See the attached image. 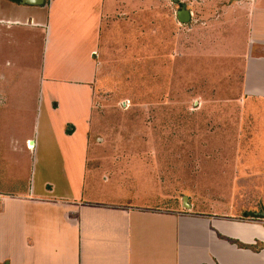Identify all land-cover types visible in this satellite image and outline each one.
Masks as SVG:
<instances>
[{"label": "rangeland", "instance_id": "374dc122", "mask_svg": "<svg viewBox=\"0 0 264 264\" xmlns=\"http://www.w3.org/2000/svg\"><path fill=\"white\" fill-rule=\"evenodd\" d=\"M232 1H120L94 55L88 141L103 199L264 222L251 218L264 211V97L246 94L250 46L244 27L227 28ZM182 5L191 14L186 24L176 18ZM84 20L71 23L80 29ZM27 36L5 56L0 52V63H10L0 65V170L14 151L10 140L32 136L25 106L39 83L28 79L40 78L45 48L34 30ZM48 92L56 94L58 110L43 111L42 122H52L56 139L72 146L76 160L73 142L85 140L84 125L72 138L57 132L82 101L65 97L68 87Z\"/></svg>", "mask_w": 264, "mask_h": 264}, {"label": "crops", "instance_id": "0c3cea01", "mask_svg": "<svg viewBox=\"0 0 264 264\" xmlns=\"http://www.w3.org/2000/svg\"><path fill=\"white\" fill-rule=\"evenodd\" d=\"M20 1L0 0V52L5 56L9 46L25 44L34 30L44 42L45 72L28 79L39 83L25 106L33 116L32 136L12 138L15 149L1 160L0 264H264L263 221L182 212L154 202H112L96 187L88 141L94 55L121 0H44L40 6ZM229 8L227 28L244 27L250 46L246 94L264 97V0H233ZM83 15V28H74L72 18L81 22ZM4 61L10 65H0ZM60 86L69 88L65 97L73 103L76 96L82 101L81 111L62 120L57 132L72 138L84 125L85 140L73 142L76 160L72 146L56 139L52 122H42L43 111L58 110L56 94L44 93ZM41 131L44 138L37 140Z\"/></svg>", "mask_w": 264, "mask_h": 264}, {"label": "water", "instance_id": "95a60500", "mask_svg": "<svg viewBox=\"0 0 264 264\" xmlns=\"http://www.w3.org/2000/svg\"><path fill=\"white\" fill-rule=\"evenodd\" d=\"M173 1H177V0H173ZM20 3L22 5L40 6L44 3V0H21ZM176 18L181 24H186L190 22L191 14H190V11L186 9L185 5H182L180 10L177 11ZM29 145H33V142L29 141ZM183 201H184L183 203L185 207H188L189 209V206L186 204V198H183ZM251 218L252 219H264V211L252 213Z\"/></svg>", "mask_w": 264, "mask_h": 264}, {"label": "built area", "instance_id": "2783aa9c", "mask_svg": "<svg viewBox=\"0 0 264 264\" xmlns=\"http://www.w3.org/2000/svg\"><path fill=\"white\" fill-rule=\"evenodd\" d=\"M0 199H1V195H0Z\"/></svg>", "mask_w": 264, "mask_h": 264}]
</instances>
